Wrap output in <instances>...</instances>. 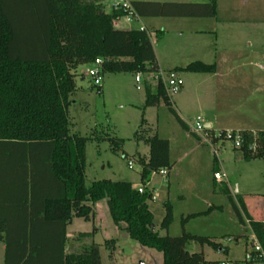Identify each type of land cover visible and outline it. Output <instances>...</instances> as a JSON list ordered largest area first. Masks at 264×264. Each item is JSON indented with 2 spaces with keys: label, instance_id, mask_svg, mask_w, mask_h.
I'll list each match as a JSON object with an SVG mask.
<instances>
[{
  "label": "trees",
  "instance_id": "16d2710c",
  "mask_svg": "<svg viewBox=\"0 0 264 264\" xmlns=\"http://www.w3.org/2000/svg\"><path fill=\"white\" fill-rule=\"evenodd\" d=\"M104 1L0 0V240L5 246L4 264H102L99 243L66 250L67 226L74 217L93 220L95 204L102 199L107 200L113 222L142 246L162 252L163 264H221L207 260L201 251L188 250L195 242L228 253L219 240L185 230L177 236L162 235L154 228L151 191L141 193L129 181H86L87 142L93 138L73 134L68 115L77 67L99 58L104 74L142 72L147 78L159 69L148 30L117 28L115 22L125 13L108 11ZM131 4L140 17L217 15V0H132ZM182 70L212 72L215 65L196 61ZM145 89V106L156 105L165 95L160 82L152 87L146 81ZM170 111L188 129L175 110L170 107ZM242 131L249 139L251 132ZM108 140L114 150L124 143L119 137ZM147 143L149 156L132 158L141 168L144 184L153 172L172 167L167 139L154 134ZM243 152L248 155L246 149ZM222 186L240 224L250 227L264 249V221L251 217L242 195L234 199L227 185ZM193 216L182 219L183 228ZM172 221V207L165 204L161 228L168 230ZM109 243L113 245L114 240Z\"/></svg>",
  "mask_w": 264,
  "mask_h": 264
},
{
  "label": "crops",
  "instance_id": "0c3cea01",
  "mask_svg": "<svg viewBox=\"0 0 264 264\" xmlns=\"http://www.w3.org/2000/svg\"><path fill=\"white\" fill-rule=\"evenodd\" d=\"M152 1L206 2L209 0ZM106 2H103L105 8ZM246 13L249 17H245ZM259 13H264V0H217V15L212 17L152 16L153 23L163 28L156 30L163 35L158 42H163L167 53L173 57V59L162 58L161 50L159 52L152 41L158 68L164 71L176 69L184 79L183 87L176 96L171 100L160 96L154 106L158 111L163 112L164 108L161 104H165L167 112L172 115L170 107L173 108L188 129L183 128L174 115L180 127L174 124L165 126V130L157 127L155 134L169 141L172 167L167 169L166 176L160 174L167 182V188L152 185L151 189L147 187L145 189L152 192L155 197L152 200L161 199L164 214L165 204L172 207L173 221L166 234H173L171 231L176 218L182 226L183 218L195 215L185 222L184 228H180L181 233L185 230L191 234L213 237L228 247V253L232 242L245 241L248 244L250 240L246 235H252V232L248 225L240 224L237 216L233 215L228 196L221 192L222 184L227 185L234 199L238 195L244 197L248 212L253 219L264 221V210L257 212V216L254 215L246 201L250 191L242 190L240 183V188L234 190L233 182L223 181V177L227 178L225 160L220 156L213 157V152L208 151L209 146L199 135L192 132L191 128L195 118L201 115L206 121V126L215 130L264 131V67L261 65V68L254 69L252 62L254 57L264 59V42L258 40L261 38L258 35L264 27L260 25L263 19H250L257 17ZM138 23L139 26L143 24L141 19ZM196 61L208 65L214 64L215 70L212 72L182 70ZM151 85L155 87L153 80ZM144 86L146 87V81ZM141 130L143 131L144 128L140 129L137 137L146 144V148L138 151V156L148 157L149 137L146 138L142 134L144 137L141 138ZM162 131L165 134H161ZM229 147L230 149H227V146H223L221 154L229 153L236 164L240 161L238 152L249 157L243 151L234 149L230 145ZM207 165L209 167L214 165L213 177L202 174V166L207 167ZM216 172H220L222 177L216 178ZM154 174L159 173L153 172L151 176L153 177ZM235 181L238 183V180ZM0 245L3 248L2 264H4L5 246L2 240ZM188 250L205 253L204 246L195 242L188 245ZM207 260L224 262L219 258ZM241 260L234 258L230 261Z\"/></svg>",
  "mask_w": 264,
  "mask_h": 264
},
{
  "label": "rangeland",
  "instance_id": "374dc122",
  "mask_svg": "<svg viewBox=\"0 0 264 264\" xmlns=\"http://www.w3.org/2000/svg\"><path fill=\"white\" fill-rule=\"evenodd\" d=\"M111 4L112 0H107L106 9L108 11L111 10ZM239 7L241 8V5ZM246 16L249 17L247 13L245 14ZM152 19V15L141 17V21L147 27L156 49L159 52L161 50V57L173 59L167 53L166 47L163 46L164 43L158 42L163 35L158 38L156 30H163V28L156 26ZM250 19H263V23L260 25L264 27V13H259L257 17ZM115 25L120 29L139 27L138 22H128L124 17L119 18ZM261 33L258 35L261 37L258 40L261 39L264 42V30ZM252 62L254 69L261 68V65L264 67V59L254 57ZM85 70L86 66L84 65H79L76 69L77 87L72 95L68 115L72 123L71 132L73 134L93 138L87 142L85 169L87 183L106 179L111 181H129L135 186H143L150 189L152 185L167 188V182L164 181L160 174H154L149 181H146L145 184L142 183L140 166L135 163L133 168H130L128 161L130 158L137 156L138 151L146 148V144L137 137L140 129L144 128L145 131L141 130V135L144 134L147 138L157 132V127L162 128V130H165L167 125L172 126L174 124L176 127H180L173 115L167 112L165 104H161L164 108L163 112L158 111L155 106L144 105L146 89L143 84L141 89L137 88L135 73H106L103 76L101 86L96 87L93 85L92 80L86 76ZM161 134L165 133L162 131ZM144 136L142 135L141 138ZM109 137L124 139L122 147L114 150L108 140ZM225 146L230 149L229 144ZM207 148L208 151L211 150L210 147ZM125 154L128 156L124 157ZM238 155L240 161L239 164H236L229 153H220L219 156L225 160L227 165V178L223 177V181L228 182L230 180L233 182L234 190L240 188V183L242 190L250 191L247 195V205L249 210L257 216V212L264 210V155L245 157L241 152H238ZM214 171V165H210V167L209 165L207 167L202 166V174L205 176L211 175L213 177ZM235 180H238V183ZM149 204L154 214V228H157L156 230L160 234H166L167 230L162 229L160 224L164 217L161 199L151 200ZM94 208L93 220L85 221L74 217L68 225L66 231L68 239L66 249L68 252L79 250L84 243L96 242L100 244L102 264H163L162 252L142 246L139 242L133 240L125 229L118 227L113 222L106 199L100 200ZM232 211L233 215H236L234 210ZM180 228L182 226H180L179 219L177 220L176 218L171 236L180 235ZM81 232L89 233L83 238L80 237ZM246 237L249 238L251 235H246ZM108 240H114V244H107ZM250 243L248 242L247 244L245 241L232 242L230 243L231 250L229 253L216 251L206 245L204 246V256L206 259L219 258L229 263L234 258L244 260L246 252L251 247ZM2 260L3 248L0 245V264H2Z\"/></svg>",
  "mask_w": 264,
  "mask_h": 264
},
{
  "label": "built area",
  "instance_id": "2783aa9c",
  "mask_svg": "<svg viewBox=\"0 0 264 264\" xmlns=\"http://www.w3.org/2000/svg\"><path fill=\"white\" fill-rule=\"evenodd\" d=\"M111 10H122L124 11L123 17L128 22H139L141 17L138 15L134 7L129 0H112ZM140 30H148L144 24L139 26ZM85 74L89 77L93 85L100 87L103 81V67L102 60L96 59L92 64L86 65ZM154 81V83L160 82L165 90V98L171 100L176 96L182 89L184 79L181 73L172 69L164 71L158 69L153 74H150L147 78L145 74L139 72L136 74L135 81L137 88L141 89L144 81ZM192 132L196 133L201 137L203 142L207 144L215 157H219L223 146L229 144L232 148L243 151L246 149L250 157H257L264 155V133L251 132L250 138L246 139L242 130H230V129H212L206 126V121L203 116L199 115L195 118L192 124ZM129 167L133 168L135 162L133 159L128 161ZM159 174L166 176L168 170L166 168L161 169ZM216 178H221L220 172L215 173ZM145 188L139 186V192H144ZM155 197L153 196V199ZM250 249L246 252L245 259L241 264H264V249L258 242L254 234L250 237ZM221 264H232L229 262H221Z\"/></svg>",
  "mask_w": 264,
  "mask_h": 264
}]
</instances>
